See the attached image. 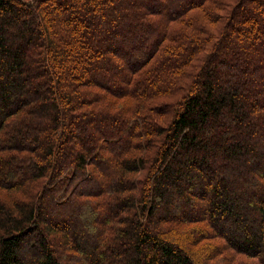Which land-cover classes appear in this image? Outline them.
Segmentation results:
<instances>
[{
	"label": "trees",
	"instance_id": "1",
	"mask_svg": "<svg viewBox=\"0 0 264 264\" xmlns=\"http://www.w3.org/2000/svg\"><path fill=\"white\" fill-rule=\"evenodd\" d=\"M0 190V264H264V0H0Z\"/></svg>",
	"mask_w": 264,
	"mask_h": 264
},
{
	"label": "rangeland",
	"instance_id": "2",
	"mask_svg": "<svg viewBox=\"0 0 264 264\" xmlns=\"http://www.w3.org/2000/svg\"><path fill=\"white\" fill-rule=\"evenodd\" d=\"M231 2V1H230ZM231 3H233V2H231ZM84 65H85V63L84 62H75V64L73 65V67H72V70L71 71H74V72H79V73H81L82 72V70L84 69ZM34 71V68L31 66V68L29 67V72H33ZM28 72V73H29ZM92 138V137H91ZM91 138H89L90 140H91ZM69 143H72V141H66V142H64V143H62V146L63 147H65V146H67ZM66 151V148H64L63 149V152H65ZM59 152L58 151H56L55 152V155H56V157H59ZM2 192V190H0V193ZM224 242H223V240H221V239H213L212 240V244H214V245H218V247L220 246V244H223ZM223 254V253H222ZM221 254V255H222ZM221 255H220V257H221ZM237 257L239 258V259H246L245 258V256H243V255H238L237 254Z\"/></svg>",
	"mask_w": 264,
	"mask_h": 264
}]
</instances>
